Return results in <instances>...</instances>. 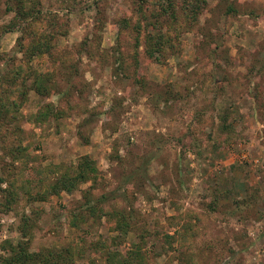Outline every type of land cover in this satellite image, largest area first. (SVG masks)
<instances>
[{"label": "rangeland", "instance_id": "374dc122", "mask_svg": "<svg viewBox=\"0 0 264 264\" xmlns=\"http://www.w3.org/2000/svg\"><path fill=\"white\" fill-rule=\"evenodd\" d=\"M153 1L38 0L25 32L52 34V48L17 54L27 77L19 117L0 123V256L20 242L55 264L66 252L72 264H264V71L249 72L264 57V0H206L162 63L144 53L147 33L168 31ZM12 16L0 0V24ZM18 35L2 34L0 52ZM84 154L95 181L33 198ZM100 196L128 215L126 235L87 213Z\"/></svg>", "mask_w": 264, "mask_h": 264}, {"label": "trees", "instance_id": "16d2710c", "mask_svg": "<svg viewBox=\"0 0 264 264\" xmlns=\"http://www.w3.org/2000/svg\"><path fill=\"white\" fill-rule=\"evenodd\" d=\"M149 2V0H144ZM156 7L153 18L159 22V18H167L168 31H160L155 28L154 33L146 34L144 40V53L151 60L162 63L166 49L171 50V54L176 53L175 43L181 37L185 25L194 23L198 19V15L206 4V0H155L152 2ZM6 11L13 12V16L3 24H0V38L2 34L8 32H19L15 39V46L12 49V54L0 52V123L3 120L7 122L17 120L18 109L20 102L17 100V94L23 95V90L18 89L16 85L17 79L22 77L20 71L21 66H17L22 58L18 57H39L44 53H48L51 48L52 34L37 36L35 31L32 33L25 32L29 24L41 19L42 11L39 7L38 0H6ZM143 20L146 19L145 14L140 16ZM138 25H141L139 22ZM146 26V24H144ZM25 32L28 36L23 34ZM31 38V39H30ZM33 39V40H32ZM180 43V42H179ZM264 55V53H263ZM264 59V57L262 56ZM262 58L255 57L254 63L250 66V74L261 73L264 71V61ZM20 59V60H19ZM256 61L258 63H256ZM23 76L20 83L23 85L26 79ZM37 79H32L35 83ZM15 87V88H14ZM16 96H15V93ZM233 108V107H232ZM231 112L224 111L221 117L222 121L226 122L228 115ZM43 113H37V118L43 117ZM25 151V147L20 148ZM149 160H145L139 169H145ZM98 175L96 160L87 154L80 156L73 167H66L56 172L54 179L47 184L45 190L38 192L37 196L33 197L36 200H44L49 195H60L61 192L71 193L77 190L82 183L95 181ZM103 196H100L95 201L85 200V209L92 219H100L104 215L110 216V219L115 221L114 229L122 235L128 233L130 222L128 215H124L121 211L114 210V214L97 206L98 202H102ZM72 217L77 220L76 213ZM74 224V222H71ZM103 245L102 247H104ZM6 250V255L0 256V264H55L52 261V253L30 251L25 243L18 242L16 245H11ZM78 255H83V252L75 250ZM67 259L72 264L73 258L70 253L58 254V259Z\"/></svg>", "mask_w": 264, "mask_h": 264}, {"label": "built area", "instance_id": "2783aa9c", "mask_svg": "<svg viewBox=\"0 0 264 264\" xmlns=\"http://www.w3.org/2000/svg\"><path fill=\"white\" fill-rule=\"evenodd\" d=\"M263 170H264V165L262 166Z\"/></svg>", "mask_w": 264, "mask_h": 264}]
</instances>
